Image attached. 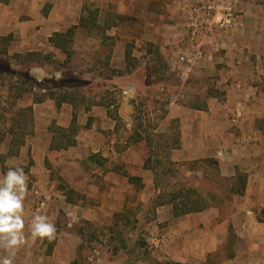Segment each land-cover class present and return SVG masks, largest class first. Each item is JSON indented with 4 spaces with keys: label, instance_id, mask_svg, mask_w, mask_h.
<instances>
[{
    "label": "rangeland",
    "instance_id": "374dc122",
    "mask_svg": "<svg viewBox=\"0 0 264 264\" xmlns=\"http://www.w3.org/2000/svg\"><path fill=\"white\" fill-rule=\"evenodd\" d=\"M87 2L89 11L85 18L92 25L77 28L69 49L78 48L80 34L88 32L95 36L97 31L101 32L96 26L102 18L94 13L95 1ZM153 2V6L159 5V1ZM100 4L111 5L107 1ZM126 24H121L124 33ZM129 26L127 33L142 32L140 27ZM9 43L0 42V145L5 150V158L0 161L7 164L4 172L22 166L17 157L7 158L12 139L9 134H21V125L26 124L25 132L30 134L26 146L39 128L54 136L53 152L45 160L47 180L43 191L48 205L45 217L56 228L55 239L49 241L31 231V243L26 249L17 246L14 250V264H175V258L182 257L181 242L201 236L199 231L187 229L192 219L172 215L176 206L180 210L191 196V188L199 190L205 204L214 206L201 214V225L214 229L215 223H219L213 230L217 233L215 242L219 243L213 250L212 262L221 256L234 264L235 235H229L227 227L230 209L242 202L224 200L229 186L223 178L228 177L220 169L206 161L185 164L177 160L173 136L178 127L174 122H162L175 107L173 104L181 105L184 101L177 98L179 90L176 94L179 79H173V87L160 91L164 96L158 95L159 99L151 95L132 98L131 118L123 120L119 109L126 96L123 91L129 90L118 89L119 85L112 80L115 70L108 67L104 73L95 66L86 67L78 49L69 50L72 59L63 62L48 54H9ZM139 60L133 58L132 66ZM91 61L95 64V55ZM182 90L186 97L196 94L187 91L186 86ZM47 98L67 101L73 108V119L58 113V102L57 116L48 124L35 115L31 118L27 111L30 104ZM199 104L198 107H204ZM30 156L28 153L26 161L33 162ZM23 171L35 177L30 168ZM26 188L32 198V186L27 179ZM174 195L176 201L171 200ZM205 235L210 238L212 233ZM7 252L1 251L4 258L11 254Z\"/></svg>",
    "mask_w": 264,
    "mask_h": 264
},
{
    "label": "crops",
    "instance_id": "0c3cea01",
    "mask_svg": "<svg viewBox=\"0 0 264 264\" xmlns=\"http://www.w3.org/2000/svg\"><path fill=\"white\" fill-rule=\"evenodd\" d=\"M87 1H95L94 13L102 18L96 26L99 25L101 32L97 31L95 36L88 32L80 34V45L71 49L80 51L86 67L95 66L97 71L104 73L108 67L115 70L112 80L117 82L118 89L129 90L123 91L126 96L119 109L123 120L131 118L132 98L151 95L159 99L164 96L160 91L174 86L173 79L181 81L175 89L176 94L179 90L177 98L181 97L183 104H173L175 107L162 121L174 122L178 127L173 136V152L177 160L185 164L206 161L204 163L220 169L228 177L223 178L224 184L229 186L224 200L242 202L230 209L227 227L229 235L231 232L235 235L234 264H264V0H241V26L236 30H216L208 35L203 40L206 57L199 66L188 68L178 64L182 72L189 73L185 82L180 76L166 72L168 63H177L180 50L188 42L185 16L180 6L191 0L169 3L157 0L158 6H153L155 0H0V42H10L9 54H48L64 62L67 55L52 39L57 33H66L71 28L76 27V31L92 25L85 18L89 11ZM106 1L111 3V8L99 5ZM124 21L127 30L133 24L142 28V32L135 35L126 30L124 33L121 25ZM92 55H95V64L91 61ZM132 57L141 61L132 66ZM99 60L106 63L103 65ZM185 86L187 91L196 94L186 97L182 92ZM57 102L61 111L57 110ZM199 103L204 107H198ZM30 105L33 115L47 124L57 116V111L60 115L67 114L68 120L73 119V108L65 100L47 98ZM235 109L242 112L236 122L232 120ZM102 117L107 118V115ZM9 136L14 140L13 135ZM12 139L7 158L17 157L22 166L15 170L30 168L36 178L23 171L25 178L32 188L38 184L44 189L47 180L45 160L53 152V134L39 128L27 146L26 142L21 146L14 145ZM4 153L0 145V160L5 158ZM28 153L33 162L26 161ZM5 165V161H0V181L7 175L3 170ZM22 203L24 242L19 249L25 250L32 238L34 199L26 193ZM207 206L202 211L182 215L193 220L187 229L193 233L199 231L201 236L197 240L186 238L181 242L182 257H176L175 264H232L231 259L221 256L214 262L211 260L219 243L215 242L217 233L213 230L219 223H215L214 229L210 225H201V214L214 207ZM46 215L47 212L43 216ZM172 215L182 217L174 211ZM208 232L212 233L210 238H206ZM15 249L0 245V260L5 254L1 251L7 250L6 254L11 253L8 257L14 264L16 253L12 255V251Z\"/></svg>",
    "mask_w": 264,
    "mask_h": 264
},
{
    "label": "built area",
    "instance_id": "2783aa9c",
    "mask_svg": "<svg viewBox=\"0 0 264 264\" xmlns=\"http://www.w3.org/2000/svg\"><path fill=\"white\" fill-rule=\"evenodd\" d=\"M241 0H191L181 4L183 13L184 30L188 33V42L180 50L177 63H168V72L180 76L184 82L188 79V72H182L178 64L188 68L199 66L203 63L206 54L203 50V40L216 30H236L241 26ZM242 117V112L235 109L232 115L234 122ZM34 199V213L43 216L47 211V200L43 188L36 184L32 188Z\"/></svg>",
    "mask_w": 264,
    "mask_h": 264
},
{
    "label": "clouds",
    "instance_id": "9594fccd",
    "mask_svg": "<svg viewBox=\"0 0 264 264\" xmlns=\"http://www.w3.org/2000/svg\"><path fill=\"white\" fill-rule=\"evenodd\" d=\"M25 175L22 169L9 170L0 181V245L13 250L24 242L23 199L27 193ZM56 228L47 222V217L37 215L33 221V235L55 239ZM12 255L15 252L12 251ZM0 264H12V259L5 257Z\"/></svg>",
    "mask_w": 264,
    "mask_h": 264
},
{
    "label": "trees",
    "instance_id": "16d2710c",
    "mask_svg": "<svg viewBox=\"0 0 264 264\" xmlns=\"http://www.w3.org/2000/svg\"><path fill=\"white\" fill-rule=\"evenodd\" d=\"M75 29L76 27L71 28L66 33H57L52 39L55 45L57 46V48L61 49L67 55V61H69L70 58L72 57L71 53L69 52V44L71 42V38L73 36V33L75 32ZM31 55H34V54H31ZM38 102H41V100H39ZM27 111L30 113L31 118H33V107L30 106ZM25 126L26 124L21 125V130H22L21 134L19 135L13 134L15 138V140H13L14 145L15 144L18 146L23 145L26 137L30 135V134L28 135L26 134ZM10 135H12V133H10ZM190 192H191L190 193L191 196L187 197L186 199L187 201H185V204L182 206V208H180V210H177L178 206H176L175 213L176 211H178L177 213L178 216H182V215L189 214L192 212L202 211L208 207L207 204H205L204 202L205 200H203L202 196L199 195L197 191H195V189L191 188ZM177 199H178L177 196L174 195L171 200L176 201Z\"/></svg>",
    "mask_w": 264,
    "mask_h": 264
}]
</instances>
